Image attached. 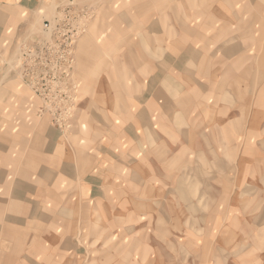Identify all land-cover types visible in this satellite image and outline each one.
<instances>
[{"label": "rangeland", "instance_id": "374dc122", "mask_svg": "<svg viewBox=\"0 0 264 264\" xmlns=\"http://www.w3.org/2000/svg\"><path fill=\"white\" fill-rule=\"evenodd\" d=\"M125 1H128L126 6L122 0H66L62 4L54 3L53 9H46L39 13L36 23H33L31 27L32 38L21 43L19 49L21 45L28 44L32 39H35L33 36L44 34L41 29L45 20L54 22L57 14L64 18L65 15L61 11L68 5H72L66 12H69L68 14L73 18V24L69 30L75 35L72 43L74 44L76 41L73 48L75 53L73 66L74 63L75 66H72L68 78L63 79L62 77L63 86L58 93L46 92L53 96L51 104L19 76L21 63L19 49L17 58L15 55L9 63L12 75L15 72L17 76H11L10 81H15L14 78L21 79L29 92L28 99L36 95L40 104L33 108L35 114L33 113L31 116V122L23 123L15 140L11 137L12 142L16 143L15 148H20V150L19 153L16 152L10 156L12 168L10 171L11 230L9 238L6 235L7 241H5L4 247L0 248V264H150L153 258L156 260L155 264H158L157 260L162 264H194V252L190 251L189 244L186 245L184 241L191 239L194 241V234L184 237L172 235L170 257L166 258V247L165 252L161 249L155 251L153 256L154 252L147 247V242L141 243L142 235L133 236L125 229L132 224L136 227L145 224L150 229L156 225L162 226L164 216L169 213L177 216L180 206L178 202L151 203L146 207L142 206L144 210L142 212L139 210L136 218L133 216V219L120 220L121 222L117 223V235L111 236L109 243L107 242V249H104V244L97 240V234H95V239L92 237L93 230L100 226L99 212L96 209L98 201L94 203L93 198L90 199L86 196L83 176L86 174L98 176L96 170L101 167H99L101 164L113 168L112 164L117 162H122L124 165H129L131 162L146 164L155 162L154 164L163 167L159 160L165 159V162H169L170 165L177 162L202 163L206 168L203 170V174H206L207 178L205 180L215 182L213 178L220 172L213 169L210 164L227 161L226 163L235 165L236 181L238 164L244 158L247 164L258 162L257 156L256 159H253V155L247 154H235L234 160L229 159L226 155L205 154V151L211 150L212 146L223 147L221 140L215 139V132L219 129L218 107L211 105V100L216 98L215 92L212 97L208 96L205 100L196 91L202 83L211 86V81L201 75H195L193 73L194 65L191 70L188 68L183 71L175 65L163 66L166 62L165 54L171 53V56H177L188 43L193 44L191 51H194L200 44L213 41L212 37L215 33L213 28L215 25L224 24L226 15L231 14L227 12L229 10H242L243 8L246 18L242 20L241 27L252 26L256 27V31H258L259 25L254 24L253 18L258 10L256 2L259 0ZM260 2L264 4V0H260ZM193 15L199 18L193 19ZM94 26L105 35L101 44L96 43V38L91 33ZM208 27L211 28L204 33ZM232 27L235 25L228 26L226 29ZM259 30L263 32L264 37V27ZM254 36L255 34L248 36V40H255ZM121 41L124 42L121 50L115 55H108L107 49L105 50L104 47L113 43L118 45ZM196 43L198 44L195 45ZM55 50V52L66 50V43H60L55 47ZM250 51L254 52L253 49ZM134 52L137 53V58L131 60L130 54H134ZM256 56L255 58L253 55L251 58V65L260 66L262 60L258 58V55ZM132 64L134 67L137 64L139 78V84H133L135 86H132L135 81L131 70ZM62 68L64 71V67ZM156 77H159L158 82L162 85H167L169 88L181 85L183 89L168 91L167 99L173 101V105H178L174 108L177 110L174 122L166 121V124L169 125L167 126L161 124L165 121L158 119L162 118L160 117L162 116L160 106L168 103V101H164L159 105L161 112H155V115L157 113L160 116L154 115L157 121H155L156 124L155 122L152 124L156 130L146 135L139 123L136 124V120L135 122L130 121L134 117L129 116L136 115L142 110L141 104L146 102L144 91ZM235 77V84L242 83L243 76ZM250 81L252 90L245 91V93L235 90L230 97L236 100L240 94L241 97L249 96L252 99L258 95L264 98V91L257 90L260 86L263 88L264 76L252 75ZM229 82V80L223 81V83ZM87 85L92 89L84 90ZM201 100L208 105L197 107L196 103ZM157 102L159 103L160 100L158 99ZM200 108H203V111H199L196 115V110L198 111ZM138 118L144 124L141 115H138ZM237 120L236 116L234 129L236 135H240V138L235 139L236 147L258 144V134L264 133L262 128L254 129L253 124L249 122L243 124ZM152 124L150 123V125ZM163 125H166L167 128ZM132 126H135L140 138L135 135L130 138ZM220 129L222 128L220 127ZM12 130H16V128H12L11 132H13ZM240 130H244L248 134L243 135ZM191 131L195 133L191 135ZM49 132L55 134L58 143L57 139L49 141L50 139L45 137ZM157 134L166 136L170 143L163 142ZM40 136L43 138L41 139ZM120 137L122 138L120 139ZM138 139H140L139 146L137 145ZM201 141L203 154L197 155L195 147L199 143L197 146L200 148ZM169 144L170 147H168ZM132 146L138 149L133 155L130 153ZM206 147L207 149H205ZM186 148H190V151L180 156L177 155L186 151ZM63 163L74 164L76 168L75 187L67 186L66 182L61 179L63 170L60 171L59 168ZM164 170L165 168H163ZM163 171H155V174L163 175ZM164 172L173 174L168 170ZM148 173L152 174L153 172ZM189 174L191 173L188 171L186 173L188 179L191 177ZM124 175L127 177L130 175V171L124 169ZM166 178L170 179L168 176ZM150 179L144 180L149 181ZM188 179L187 182H190ZM152 180L153 182L150 181L152 186H161V183L155 182L157 181L155 178ZM167 182L172 184L170 193L171 191L178 193V178ZM165 184H167L166 181ZM94 186L92 184L91 190L93 191L96 189ZM167 189L169 190V188ZM240 189L236 186L235 192L237 193ZM14 191L17 192L14 193ZM258 191L257 187L252 188V194H256ZM70 192H74V201L71 197V201L67 202ZM211 192L208 190L202 197L201 195L197 197L202 200L199 210L201 208L204 212L207 211L205 208L214 210L213 206L216 203L210 201ZM198 193H200V189ZM13 194L18 195L19 203H13L15 199ZM84 199L87 201L84 202ZM193 206L194 204H190V207L194 209ZM216 206L218 207L216 210H218L219 205ZM147 210L155 212L158 218H154L152 213H146ZM170 221L172 227H178L179 220L177 218H171ZM0 225H3L2 221H0ZM194 226V218H188L187 227L192 233ZM18 228L23 229V233L22 231L18 232ZM205 236L203 235V238ZM207 241L215 243L214 236L212 240ZM205 254L206 258H203L202 261L199 260L197 264H217L213 263L214 258L211 257V251H206ZM162 255L163 257L160 259Z\"/></svg>", "mask_w": 264, "mask_h": 264}, {"label": "crops", "instance_id": "0c3cea01", "mask_svg": "<svg viewBox=\"0 0 264 264\" xmlns=\"http://www.w3.org/2000/svg\"><path fill=\"white\" fill-rule=\"evenodd\" d=\"M122 1L124 6L128 4V1ZM65 2L66 0H0V221L3 222V225H0V248L4 247L5 241H7L6 235L9 238L11 230L10 206L12 200L10 171L12 168L10 156L16 152L19 153L20 150V148H15L16 143L12 142L11 137L15 140L23 123L25 121L31 122V116L33 113L35 114L33 108L40 104L39 98L36 95L28 99L29 92L21 79L14 78V80L16 79L15 81H10L11 76H17L15 72L12 75L9 63L15 55L17 58L19 45L27 41L32 35L30 34L32 31L31 27L33 23H36L39 13L46 9H53L54 3L62 4ZM256 4L258 10L253 20L255 21L254 24L259 25L257 29H260L264 27V4L260 0ZM247 6L248 4L246 5V10ZM227 12L231 14L228 13L226 15L227 18L223 21L224 24L215 25L213 28L215 30L212 37L213 41L200 44L194 51H191L193 44L188 43L177 56H171V53L165 54L166 62L163 67L175 65L183 71L188 70V68L191 70L194 65L193 73L195 75H201L211 81V86L202 83L196 91L205 100L208 96L212 97L213 92H215L216 98L211 100V105L218 107L217 123L219 129L215 132V139L221 140L223 147L215 148L212 146L211 150L205 151V154L226 155L231 160H234L233 156L235 154H247L253 155V159H256L257 156L258 162L247 164L246 159L243 157L242 162L238 164L236 181L234 163H226L227 161L225 163L220 161L216 162V164L211 163V167L220 172L213 178L215 182L205 180L207 178L206 174H203V170L206 168H204L202 163L197 162H177L170 165L169 162H165V159H160V165H163V167L154 164L155 162L153 164L131 162L129 165L117 162L116 164H112L113 168H109L110 166L106 165L103 166L102 164L99 165L101 167L96 170L98 171V176L84 175L83 184L85 185L86 196L90 199L93 198L95 200L94 203L98 201L96 209L99 212L98 219L100 226H98V229L93 230L92 237L95 239V234H97V240L101 244H104V249H107V242L111 236L117 235V223L122 220L133 219V216L136 218L139 210H141L140 212L144 210L142 206L146 207L147 204L151 205V203L178 202L180 206L177 216H173L170 213L167 214L163 217L162 226L156 225L150 229L145 224L137 225V227L132 224L130 227H125L126 231L128 230L133 236L142 235L143 240H141V243L145 244L147 242V247L154 252L153 256L156 253L155 251L162 249L165 252L166 247V258L170 257L172 235L184 237L188 234H194V241L192 239L189 241L184 240L186 245L189 244L190 251L194 252V264L206 258V251H211V257L214 258L213 263L217 264H264V133L259 131L261 134H258V144H247L242 147H236L235 139L240 138V135H236L234 129L237 116L238 122H242L243 124L249 122L253 124L254 129L258 128L260 130L262 128L264 131V98L258 95V97L252 99L249 96L241 97L240 94L236 100L230 97L231 94H234L235 90L236 92L243 91L245 93V91L249 92L253 89L250 76H264V37L261 30L258 29L256 31V27H241V24H243L242 20L246 18L243 8L242 10L235 9ZM197 17L196 15L192 16L193 19ZM231 25L238 27L226 29V27ZM210 28L208 27L207 31L204 30V33L208 32ZM91 33L95 36L96 43L101 44L105 35L99 32L95 26L91 29ZM254 34L255 40H248V36ZM123 43L122 41L118 45L113 43L106 48L104 47V49H107L108 55H115L121 50ZM252 49L254 52L250 51ZM253 55H255V58L258 55V58L262 60L260 66L251 65ZM130 58L131 60L137 58V53L130 54ZM131 70L135 80L132 86H135L136 83L139 84L137 64L135 67L132 64ZM240 75L243 76L242 83L235 84V76ZM158 79L159 77H156V79L152 80L147 90L144 91L146 102L145 104H141L142 110L136 115L131 114L129 116L134 117V120L130 119V121L135 122L136 120V124L139 123L140 128L142 127L143 133L146 135L156 130V127H153L152 124L157 121L154 115L156 111L161 112L159 105L164 101H168V103L160 106L162 116L156 113L157 116L162 118H157L159 121H165V123L161 124H166V121L169 120L171 123L174 122L177 112L174 108L178 105H173V101L167 99L169 95L168 91L183 89L181 85H174V87L169 88L167 85H162L158 82ZM224 80H229L230 82L223 83ZM262 87H258L257 90L261 89V91H264V86ZM91 89L92 87L88 85L84 87L86 91ZM158 99L160 100L159 103L157 102ZM196 105L197 107H204L208 104H204L201 100ZM199 111L202 112L203 108H200L198 111L196 110L195 114L197 115ZM138 115H141L144 124L141 120L139 121ZM166 125L169 126L168 124ZM166 125H163V127L167 128ZM12 128H16V130H12L13 132H11ZM240 131L243 132V135L248 134L244 130ZM194 133L191 131V135ZM133 135L140 138V135L135 130V126L131 127L130 138H133ZM157 135L163 142L170 143L163 134V136ZM45 137L50 139L49 141L57 139L58 143V138L55 139L56 136L52 132L47 133ZM40 138L42 139L43 137L40 136ZM139 141L140 139L137 140L138 146L140 145ZM197 144L195 154H203L202 141L200 148ZM168 147H170V144ZM185 150L177 155L180 156L187 153L190 151V148H186ZM137 151L138 149L134 146L130 149L132 155ZM163 168H165L164 171H172L173 174L165 173ZM124 169L130 171V175L127 177L124 175ZM59 170H63L61 179L66 182L67 186L75 187L76 168L74 164L63 163ZM161 170L163 171V175L159 173L155 174V171L161 172ZM150 171L153 173H148ZM188 171L191 173L189 174V176L191 175L190 179L186 175ZM165 175L170 178L169 180L178 178V193L174 191L170 193L172 184L167 182L169 180H167ZM162 176L164 177L162 178ZM147 178L151 179L149 181L144 180ZM152 178L157 180L155 181L156 183H161V186H152L150 183V181L153 182ZM186 178L190 182H187ZM165 181L168 185L165 184ZM92 184L96 188L94 191L91 190ZM236 186L241 188L237 193L235 192ZM254 187L259 188L256 194H252V188ZM199 189L200 193H198ZM208 190L212 191L209 196L210 201L219 205L218 210H216L218 208L216 205L213 206L214 210L211 208H205L206 212L203 211V208L199 210V204L202 203V200L197 197L199 195L202 197ZM16 192L14 191V193ZM92 192L96 194H92ZM14 196L13 203H19L20 198L18 195L13 194ZM71 197L73 198L72 201H74V192H70L67 202L71 201ZM193 197L195 198L193 199ZM83 201L87 200L84 199ZM190 204H194V209L190 207ZM17 207L19 208V204ZM146 213H152L154 218H158L157 214L151 210H147ZM171 218L179 220L178 227L171 226ZM188 218H194L195 226L193 233L187 227ZM19 228L18 232L22 231L23 233V229ZM203 235H206L205 238H203ZM213 236L215 243L207 241L212 240ZM19 237L20 239L22 238L21 234ZM137 240L139 241V238ZM174 242L176 243V241ZM162 257L163 255L160 256V259ZM155 261L153 258L150 264H155ZM157 262L158 264H162L158 260Z\"/></svg>", "mask_w": 264, "mask_h": 264}, {"label": "built area", "instance_id": "2783aa9c", "mask_svg": "<svg viewBox=\"0 0 264 264\" xmlns=\"http://www.w3.org/2000/svg\"><path fill=\"white\" fill-rule=\"evenodd\" d=\"M72 5H68L63 12L64 18H56L54 22L45 21V31L53 32L50 38L35 37L30 43L23 44L21 53L20 75L26 78L32 89L40 96L45 97L48 103H52L53 96L46 92H57L62 89V77L68 78L72 71L73 40L75 35L69 27L73 24V18L69 12ZM68 14V15H67ZM66 43V50L55 52V47L60 43ZM64 67V71H62ZM24 79V78H23Z\"/></svg>", "mask_w": 264, "mask_h": 264}, {"label": "bare ground", "instance_id": "6f19581e", "mask_svg": "<svg viewBox=\"0 0 264 264\" xmlns=\"http://www.w3.org/2000/svg\"><path fill=\"white\" fill-rule=\"evenodd\" d=\"M56 17H57L58 19L62 18L60 14H57ZM45 21H47V20H45ZM45 21H44V22H45ZM41 30H42V33H44V34H40L39 36H33V38H35V37H43V39H48L49 37L47 36L46 33L49 34V36H50L49 39L52 38L51 36L53 35V32H47V31H45V26H44V24L42 25V29H41ZM45 32H46V33H45ZM30 37L32 38V35H31ZM49 39H48V41H49ZM75 43H76V41H75L74 44H73V48L75 47ZM22 46H23V45H21V46H20V49H19V50H20V55H21V53H22ZM74 56H75V53H74V49H73V60H74ZM72 66H73V63H72ZM74 66H75V63H74ZM74 66H73V67H74ZM19 76H21L22 79L24 78V79L26 80V78L23 77L22 74L20 75V73H19ZM75 84H76V83H75ZM76 87H78L77 84H76Z\"/></svg>", "mask_w": 264, "mask_h": 264}]
</instances>
